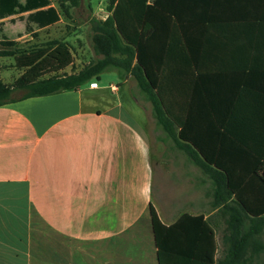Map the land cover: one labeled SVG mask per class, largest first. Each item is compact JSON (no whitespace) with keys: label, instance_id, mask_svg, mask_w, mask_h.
I'll list each match as a JSON object with an SVG mask.
<instances>
[{"label":"crops","instance_id":"crops-1","mask_svg":"<svg viewBox=\"0 0 264 264\" xmlns=\"http://www.w3.org/2000/svg\"><path fill=\"white\" fill-rule=\"evenodd\" d=\"M194 2L188 35L199 71L197 98L232 101L224 124L232 133L252 129L247 116H258L264 131V0ZM49 6L58 21L41 28L31 23L28 32L29 13L5 14L2 5L0 47L62 23L53 0ZM72 66L63 72L78 71ZM132 80H122L130 98L120 95L122 84L95 81L96 88L0 106V264H158L150 209L166 226L183 214H202L200 199L187 211L177 194L168 197L167 183L172 187L186 172L166 154L155 168L157 132L177 148L140 104Z\"/></svg>","mask_w":264,"mask_h":264},{"label":"trees","instance_id":"trees-1","mask_svg":"<svg viewBox=\"0 0 264 264\" xmlns=\"http://www.w3.org/2000/svg\"><path fill=\"white\" fill-rule=\"evenodd\" d=\"M194 1L109 0V14L89 21L96 58L69 74L63 72L73 64L66 42L52 40L27 50L18 49L14 41L2 42L0 57H13L23 73L10 85L0 81V106L76 90L110 70L121 80L132 78L150 104L155 124L209 180L211 204L226 212L230 226L218 258L215 226L204 215L183 214L166 226L151 208L158 264H248L262 248L257 237L264 228V131L259 130L258 116H247L252 129L232 133L224 124L231 121L226 111L233 102L197 98L199 71L188 35L195 26ZM56 3L68 18L70 6L78 7L80 1ZM2 5L5 14L29 13L28 32L31 23L41 28L59 19L50 0H0Z\"/></svg>","mask_w":264,"mask_h":264},{"label":"rangeland","instance_id":"rangeland-1","mask_svg":"<svg viewBox=\"0 0 264 264\" xmlns=\"http://www.w3.org/2000/svg\"><path fill=\"white\" fill-rule=\"evenodd\" d=\"M78 7L70 6V16L68 18L62 16V23H59L55 27L49 28L44 31H35L28 34L26 38L21 40H16L17 48L20 50H27L32 48L31 46L43 45L52 40L63 41L70 47L73 56V66L72 70H79L84 65L95 59V55L92 51L91 46V34L89 29V18H103L106 14V7L109 0H79ZM54 5L57 7L56 0H53ZM86 3L90 5V8L86 7ZM68 6L70 5L67 3ZM62 14V13H60ZM5 48L0 47V51ZM67 69L66 72H70ZM22 73L14 63L12 57H2L0 58V80L5 84L13 83L16 78ZM99 85L107 86L108 84H122V80L117 76L115 71H107L100 75L98 80ZM132 84L134 81L132 80ZM120 90V95L124 98H130L133 96L129 90L127 84H122ZM134 89H136L134 84ZM138 93V90H134ZM107 94H110V90L106 89ZM139 94V93H138ZM139 102L145 107L151 114L150 104L143 100L142 96L139 94ZM123 98V99H124ZM126 100V99H124ZM157 130V128H156ZM159 132L156 133L154 140L152 142V149L155 158V168H161V158L166 154L169 158L173 160L178 171L186 172L183 175L177 176L173 181V185L165 187L168 197L171 198L176 196V198L181 201H186L187 207L185 210L191 211L190 203L195 200H201L203 203L202 215L208 214V220L215 226L216 238L218 242V258L221 256L222 250L225 247L224 238L230 234V226L228 225V217L225 211L222 209H215L211 204V197L207 194L209 187V180L204 175L201 176L199 168L194 166L185 159L183 154L177 149H174L171 143L168 141H160L157 139ZM162 136V134H160ZM184 168V169H183ZM178 173V172H177ZM202 177V181L200 179ZM164 179V178H163ZM173 188V191L171 190ZM258 243L261 245V250L254 255H251L248 264H264V228L261 234L257 237Z\"/></svg>","mask_w":264,"mask_h":264},{"label":"built area","instance_id":"built-area-1","mask_svg":"<svg viewBox=\"0 0 264 264\" xmlns=\"http://www.w3.org/2000/svg\"><path fill=\"white\" fill-rule=\"evenodd\" d=\"M88 86L89 88H96L97 84L95 82H91Z\"/></svg>","mask_w":264,"mask_h":264}]
</instances>
